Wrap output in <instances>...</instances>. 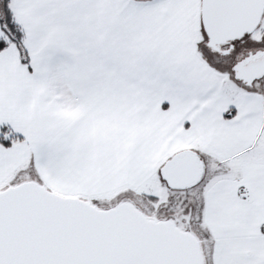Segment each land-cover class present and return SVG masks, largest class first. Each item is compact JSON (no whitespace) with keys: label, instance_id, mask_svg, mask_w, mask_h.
<instances>
[{"label":"snow or ice","instance_id":"snow-or-ice-1","mask_svg":"<svg viewBox=\"0 0 264 264\" xmlns=\"http://www.w3.org/2000/svg\"><path fill=\"white\" fill-rule=\"evenodd\" d=\"M0 264H264V0H0Z\"/></svg>","mask_w":264,"mask_h":264}]
</instances>
